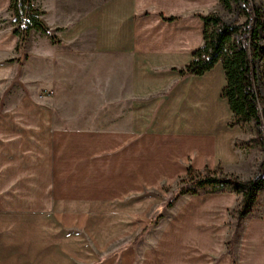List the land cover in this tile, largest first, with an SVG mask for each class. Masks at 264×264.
<instances>
[{
	"label": "crops",
	"instance_id": "1",
	"mask_svg": "<svg viewBox=\"0 0 264 264\" xmlns=\"http://www.w3.org/2000/svg\"><path fill=\"white\" fill-rule=\"evenodd\" d=\"M34 4L57 43L35 30L23 42L10 25L0 30V264H57L72 241L85 243L82 226L96 238L109 225L133 235L156 207L168 220L143 264H153L150 252L193 245L184 233L202 217L225 219L236 194L182 195L167 207L162 185L188 166H244L242 130L225 124L222 63L178 73L203 43L198 15L217 11L218 0ZM8 5L1 0L0 10ZM242 238L238 264H260L264 220H248ZM126 251L122 264L126 255L132 264L136 249Z\"/></svg>",
	"mask_w": 264,
	"mask_h": 264
},
{
	"label": "trees",
	"instance_id": "2",
	"mask_svg": "<svg viewBox=\"0 0 264 264\" xmlns=\"http://www.w3.org/2000/svg\"><path fill=\"white\" fill-rule=\"evenodd\" d=\"M34 2L9 0L6 13L13 34L23 42L30 31L35 30L57 43L56 36L43 24L42 12ZM218 5L226 10L234 9L243 21L226 22L216 11L198 15L204 23L203 43L193 52L191 62L178 69V73L180 76L202 75L220 61L226 82L222 97L227 100L233 115L232 125L254 121L258 137L264 143V109L261 107L264 99L256 89L259 76L264 82V13L254 0H218ZM160 16L165 21L178 19L176 16ZM233 34L236 35L234 39ZM178 179L177 189L165 203L167 207L182 195L234 193L242 196L237 214V219H241L250 214L257 192L264 187V161L256 176L249 180L208 168L195 170L192 166H188L186 174ZM228 254L230 264H236L233 253L228 250Z\"/></svg>",
	"mask_w": 264,
	"mask_h": 264
},
{
	"label": "rangeland",
	"instance_id": "3",
	"mask_svg": "<svg viewBox=\"0 0 264 264\" xmlns=\"http://www.w3.org/2000/svg\"><path fill=\"white\" fill-rule=\"evenodd\" d=\"M254 2L264 13V0H254ZM4 9L6 10L7 8ZM5 10L2 9L0 12L3 13ZM216 12L226 22H232L235 19L238 22L243 21V17L237 16L234 9L226 10L218 5V10ZM8 21L9 16L7 14L0 15V30L9 25ZM232 38H236V35L233 34ZM256 89L261 99H264V82L261 80L260 76L256 81ZM261 107L264 109L263 100L261 102ZM226 113L225 124L229 127L239 126L242 130V138L244 136V139L237 138L236 147L240 148L242 151V159H246L247 162L245 163L242 160V165L244 166L241 170H238L235 166H233V168L224 167L222 164L217 166L214 170H218L221 174L235 175L242 180L253 179L259 172L261 163L264 161V143L262 139L258 137V127L254 121L232 125L233 115L229 112ZM178 181L179 179H176L162 185L163 191L166 192V200L162 203L163 206H165L164 204L173 196L177 189ZM241 204L242 196L240 194L236 195V200L229 209L225 219L222 220L220 215H211L209 221H206L202 217L200 220L203 226L199 230L194 233L187 231L184 233L185 241H188L186 243H193V245L190 244L191 246H187L188 244H186L184 250L180 248L173 250L161 248V250L150 252L148 263L152 261L153 264H224V262L222 263V259L226 255L229 256L228 250H230L233 253L236 264H238L240 251H242V248L247 244L246 241L243 242L244 240L242 238L245 225L248 223V220L252 218L264 220V187L257 192L250 214L241 219H237ZM161 209V207H156L149 217V221L133 235L132 232L124 234L125 228H117V230H115L113 225H109V229L104 228L107 236H103L99 233V236L96 238L97 234L88 232L86 227L82 226L85 243H75V241H72V243L67 246V252H61V254L57 253L56 263L93 264L102 257L112 256V258L115 259L114 264H122V252L124 254L129 247H134L136 253L132 260V264H143L145 251L152 250L154 245L157 244L161 233L166 228L165 222L168 219L159 221L160 217L162 218V215L159 213ZM109 212L107 214L113 215L111 211ZM93 215L102 216L105 214L104 211L98 210L95 211ZM150 220H152L151 223ZM108 223L109 222H107V224ZM220 226H225L226 235H224V238H222V234H220ZM74 227L78 228L76 225H74ZM191 235H193L194 238H192ZM196 243L200 244H198V248H196ZM193 246H195V248H193ZM81 248L87 249V252L81 250ZM127 252L128 251H126V253ZM62 253H65V258ZM261 254H264V239L260 240V256ZM125 257L129 260V255ZM60 258H64L66 261L64 262L60 260ZM128 260L125 264L130 263ZM230 263L231 257L229 256L228 264ZM25 264H31V261H25ZM260 264H264L262 256L260 258Z\"/></svg>",
	"mask_w": 264,
	"mask_h": 264
}]
</instances>
